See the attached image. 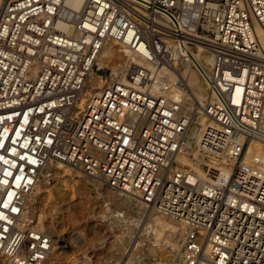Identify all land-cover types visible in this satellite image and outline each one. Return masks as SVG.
<instances>
[{"label":"built area","instance_id":"obj_1","mask_svg":"<svg viewBox=\"0 0 264 264\" xmlns=\"http://www.w3.org/2000/svg\"><path fill=\"white\" fill-rule=\"evenodd\" d=\"M254 21L264 0H0V264L66 246L28 211L56 163L181 221L166 264H264V162L244 160L264 144ZM106 43L137 60L122 77L98 64ZM181 66L205 84L199 109L172 97L183 77L159 86Z\"/></svg>","mask_w":264,"mask_h":264},{"label":"bare ground","instance_id":"obj_2","mask_svg":"<svg viewBox=\"0 0 264 264\" xmlns=\"http://www.w3.org/2000/svg\"><path fill=\"white\" fill-rule=\"evenodd\" d=\"M70 1L71 0H66L67 3ZM73 1L74 5L78 6L79 0ZM254 27L258 41L264 50V29H262L260 24L256 21H254ZM129 61L137 62L134 55L127 48L115 46L113 43H106L101 50L98 64L101 67H109L112 76L117 75L122 77ZM194 73L195 72L188 69V66H181L177 71L162 68L158 72V78L160 82L159 86L173 84L178 77H183L186 80L190 91L185 92L173 88L171 90V95L172 97L179 99L183 106H185L187 109H190L193 104H195V107L199 109L200 105L204 103L206 97V87L202 85L199 78L196 76V74L194 75ZM88 81L89 87L87 88V92H89L91 89L95 91L101 87L100 84L102 81L100 76L95 73L90 75ZM83 101L84 99L82 100V103ZM194 120L196 121V124H201L202 126L205 125V118L201 114L194 116ZM188 141L189 140H187V144ZM254 156L261 157L262 161L264 162V144L255 141H252L248 144L244 160L251 161V158ZM56 165L57 168H55V171L51 170L53 165L50 166L48 175L38 181L28 202L29 218H31L35 223L48 229L51 234H54L53 230L60 232L58 234H61V230L63 229L67 230L65 226L59 229L57 225L63 224V222H66V219L72 217L69 212L70 201H67L64 198V196L69 191V188L63 184V181L67 180L72 172L67 171L65 167L66 165L64 164L56 163ZM80 177V183L82 184V187H88V178L93 182V185L95 186V189L99 195L98 197L100 203H98L100 213L103 214L102 219L109 223L112 228L123 230L121 235L125 234V236L115 238L111 242L108 250L104 253L107 255V258L105 255V257L99 256L100 258L98 255H96L94 264H100L105 259H109V264H113V260L115 259L113 248L120 245L123 248L126 246L125 251L127 250V255L120 264H135L134 261L137 260L139 255H143L146 247L150 248L151 251L153 245L159 244L161 240H163V235L164 233H167L166 231L171 232V230H175V232L177 234L179 233V236L181 237L183 232V225L181 221L169 219L165 216L166 214L164 215L163 213L155 215L152 210L149 214L148 223H145V226H142V213L145 209V205L138 199L126 192L113 190L108 186H105L104 192H100L103 185H105L101 180L90 177L84 173H81ZM108 202L109 204H107ZM135 228H137L136 232ZM169 232L163 240V246L167 245L172 250H176L178 248V241L174 240V238H172L174 235ZM84 236H86V234H84ZM83 239L77 237L76 242L80 245L82 242H84ZM88 240L90 243L94 241V238H91L90 236V239ZM128 240L130 244L132 242V245L127 247L126 242H128ZM151 244H153L152 247H150ZM82 247L83 246H81V248ZM153 255L156 256V253H153ZM59 258H61L59 252L57 248H54L50 258L51 260L53 259V261H51L50 264H55V262L57 264V260ZM158 264L162 263L158 262Z\"/></svg>","mask_w":264,"mask_h":264},{"label":"rangeland","instance_id":"obj_3","mask_svg":"<svg viewBox=\"0 0 264 264\" xmlns=\"http://www.w3.org/2000/svg\"><path fill=\"white\" fill-rule=\"evenodd\" d=\"M188 69L195 72L194 75L196 74V76L199 78L202 85L205 86L204 82L202 81L201 77L198 75L197 71L195 69H193L192 67H188ZM102 84H103V81L101 82L100 86H102ZM191 134L194 135L195 133L193 132ZM192 135L190 137H192ZM191 140H193V139H189L190 142H191ZM189 141H188V144L190 143ZM65 167H66L67 171L72 172V174L69 176V178H67V180L63 181V184H65V186L67 188H69L68 189L69 191L64 196V198L67 201H70L69 212L72 215V217L66 219V222L62 221L63 224L57 225L59 229L64 227V226L67 228V230H65V229L61 230V234H58L60 232H56L52 229L53 233H54L53 235L60 236L66 242L65 247H58L57 248L59 255L61 257L57 260V262L59 264H94V262L96 260L95 259L96 255H98V257L99 256H101V257L106 256V258H107V255H105L104 253L108 250L111 242L115 238H120V237L125 236V234L121 235L123 233V230H118V229L112 228L109 225V223H107L104 219H102L103 214H101L100 210H99V203H100L99 197H98L99 195L95 189V186L93 185V182L90 181V179L88 178L87 179L88 187H84V186L82 187V184L80 183L81 182L80 181V179H81L80 174L82 172H80L78 170H74V169L67 167V166H65ZM55 168H57L56 164L51 167V170L55 171ZM90 177H92V176H90ZM105 186L106 185H103L100 192H104ZM89 201H90V203H89ZM107 204H109V202ZM151 211H152V209L145 207V209L142 213V221H143L142 226H145V223H148L149 214ZM153 212L155 215L161 213L158 211H153ZM165 216L169 219L174 220V221H178V219H175L174 217H172L170 215H165ZM86 219H87V221H86ZM136 231H137V228H135V232ZM166 232L168 233L169 231H166ZM167 233H164L163 240L165 239V236L167 235ZM169 233H172L174 235V237H172V238H174V240H176L178 242L180 241L181 237L179 236V233L177 234L175 232V230L174 231L171 230V232H169ZM84 234H86V236H84ZM90 236H91V238H94V241L89 243L88 239H90ZM77 237L78 238L80 237L82 239L84 238L83 239L84 242H82V244L79 245L76 242ZM163 240H161V242L159 244H156V245L151 244L150 247H152V245H153L151 251H150V248L146 247L143 255L142 256L139 255V257L137 258L136 261H134V263L135 264H158V262H160L162 264H166L167 260L173 254L174 250H172L167 245L166 246L164 245L165 246L164 247L163 246V244H164ZM126 245H127V247L131 246L132 242L130 244L129 240H128V242H126ZM81 246H83V247L81 248ZM160 246H162V247H160ZM125 248H126V246H125ZM125 248H123L121 245L113 248L114 253H115V259L113 260L114 261L113 264H120L123 262V260L125 259L126 255H127V250L125 251ZM153 253H156V256H154ZM50 258L46 264H50V262L53 261V259L51 260ZM108 260L105 259L100 264H109ZM64 261H65V263H64ZM55 264H56V262H55Z\"/></svg>","mask_w":264,"mask_h":264}]
</instances>
